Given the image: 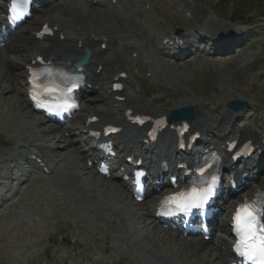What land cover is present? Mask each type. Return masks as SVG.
<instances>
[{
    "label": "bare ground",
    "instance_id": "1",
    "mask_svg": "<svg viewBox=\"0 0 264 264\" xmlns=\"http://www.w3.org/2000/svg\"><path fill=\"white\" fill-rule=\"evenodd\" d=\"M121 0H117V3L119 4ZM134 0H126V5L119 4L117 7L114 5H111L108 1L104 2L105 5H107V10L110 9L112 15L116 16L119 21H122L123 19H127L130 16L134 15L137 11L136 8L128 7V4L132 6V3ZM142 3H146L145 0H142ZM68 9H57L58 14L52 15V23L58 24V29L55 32V36L46 42H36L34 41L33 37L26 31L23 32L22 35H18L17 39L15 40V44H10L6 46V56L3 58H0V63L3 65H0V122L2 126H6L5 130L10 135H15L16 129L11 127L10 125L6 124V121L8 122L10 119V114H13L16 119V125L18 126V130L22 133V135H15V137L19 138L17 143L19 144V147H24L28 149V146H32L34 143L35 138L44 140V143L41 145H38V155H40L43 159L47 160L49 162V166H52L53 170L52 172L58 171L59 176L62 175L64 178V181L66 182V185L57 184V182L53 183L51 185L52 191L57 194V196L62 200L63 204L66 207H70L73 205H76V199L81 197V199L85 202L87 206L92 208L94 212H92L91 215H94L96 213L99 214L98 218H93L91 221V227H92V237L94 239V242H98L99 238H102V240L107 238V228H103L102 226L106 222V217L101 212H97V208L99 207L98 203H93L90 201V198L97 197L96 190H99L104 194V192L107 194V197L116 198V187L114 185H110L109 187L103 188L100 181L94 180V177H92L88 170H86L88 167L84 163H81L83 160V153L79 150V142L73 141L71 139H67L64 135H58V130L56 127L50 126L48 129H46L41 134L36 133V131L33 129L35 127H38V124L32 123V121H29L27 119V114L24 112L19 111L21 105H24V107H27V103L25 101V98L22 95V85H21V76H18L17 79H13L12 75L16 74L17 70L19 68H24V65H22V62L25 60L31 59L32 52L44 54L46 55V59L49 58L50 55L54 56L56 60H62L64 59L65 62L70 61L73 59L72 57H79L81 55V51L88 47L92 51L91 58L89 62L86 64V73L88 74L89 81L91 82V93L94 94L97 92L94 88L98 84L99 90L102 89L107 92V90L110 89L111 81L107 82L106 80L109 78H112L116 76L119 72H127L130 74L127 67V50L123 52L124 60L121 63H113V67H111L112 62L107 60L104 57V54L106 53V50H101V44L106 43L107 46L111 45L114 41V38L111 36L114 34L120 33V29L110 20V18H106L100 15H97L89 10V8L86 6L84 7L82 4H77L74 10H69L70 4L66 5ZM128 7V8H127ZM143 10V9H142ZM145 12H148L147 10H143ZM128 12L130 14H128ZM63 17L65 19H63ZM70 18V20H66V18ZM44 18V17H43ZM42 18V19H43ZM49 18H46L43 22L48 21ZM211 21H208V27L202 26L197 29L199 34H204L205 30L207 28H210L212 31L217 32L219 34L225 35H231V36H239L242 33V29H235L231 26L227 25H221L218 26V22L213 23ZM155 25V26H154ZM78 26L80 29H77ZM147 30L155 31L159 34H163L162 36L166 37L169 36L172 32H167L164 28L159 27L158 23L155 22L154 24L149 25L146 27ZM124 30V29H121ZM109 31L110 33H107ZM64 35V39L61 40L60 33ZM128 37H133L135 35H138L140 37L144 36L145 31L140 30L138 25L133 24L132 27L127 28L126 31ZM165 34V35H164ZM95 37H97V40H95ZM122 38H124L122 36ZM244 38L245 40H243ZM242 38H239L241 41H246L247 37L244 36ZM239 40V41H240ZM81 41L82 48H79L77 46V43ZM142 43V42H141ZM242 43V42H239ZM237 43H233L234 46H236ZM135 48L133 51H139L144 50L143 47L144 44H140L139 42H135L134 44ZM239 45V44H238ZM98 47V50L95 51L94 48ZM127 49H130L132 47L126 46ZM146 48V47H144ZM162 50L161 48H159ZM232 49V47H225V50ZM15 52L14 54L18 55H10L9 53ZM141 52V51H140ZM145 52V51H144ZM165 53V52H164ZM142 54V53H141ZM148 54V53H147ZM167 55H170L169 53H165ZM143 55V54H142ZM172 59H167L175 63L176 68L180 71H187L185 67L187 65H193V64H201L205 66V64H209L211 61L203 58V57H194L191 59H188L184 65H179L177 62V57L179 55H170ZM250 58V55H247L242 59V62L245 64L248 63V60ZM228 64L232 63V56H229V59L227 61ZM5 65V66H4ZM102 66L103 70L100 73H97L98 66ZM150 70L151 71V77H156L158 74V70L156 67H153L152 63H150ZM169 66V65H168ZM116 69L114 74L110 76V72L112 70ZM171 78V77H170ZM106 85V87H105ZM173 85V84H172ZM99 92V91H98ZM226 94H229L228 92ZM114 96H125V100L120 102V106L115 105V101L111 99ZM106 100V106L101 107H94L92 108L91 115H98L100 117V121L97 125H104L107 123H124L125 120L122 117H118V113L122 110V108L125 109H132L134 111H147L152 113L153 115H163L166 114L167 111L162 109H147L144 105L140 104L141 107H143L142 110L137 107V98L133 94L127 91H122L120 93H114L110 92L109 95L103 97ZM230 99H233L229 95L227 97H221L214 98L212 102L214 104L219 103H227L230 101ZM92 101H95L93 99ZM203 99H200L199 97H188V98H182L178 103H175V108H184L186 106H196L201 104ZM218 103H215V102ZM2 103L7 104L9 106V112L4 111L5 105H2ZM109 104V105H108ZM255 111H257L256 108H254ZM21 112V116L19 115V112ZM216 113V112H215ZM89 115V113L87 114ZM249 120L255 121L254 115L250 114L248 116ZM225 119H218V127L221 125V123ZM262 121V119H261ZM119 125V123H117ZM16 130V131H15ZM77 130V129H76ZM125 140L117 142V148L124 150L126 147H129L131 138L128 137V131L125 133ZM84 140V139H83ZM64 142L61 144L60 142ZM47 143H51L52 145L49 146ZM49 154H55L56 160L52 161L48 159ZM82 154V155H81ZM85 158V157H84ZM9 159H12L11 155L9 156ZM66 170L69 172L67 173ZM81 174H84V176L81 177ZM50 180H56V177L51 175L49 178ZM30 181L29 186L33 187V179H28ZM2 182L0 181V184ZM63 184V183H62ZM93 186V187H92ZM80 188H82V192L80 191ZM123 189L124 193L128 195L127 190L122 187L118 186V189ZM104 189H106L104 191ZM30 191L33 194H36L37 191L35 188L30 189ZM90 197V198H89ZM106 197V198H107ZM108 200V199H106ZM109 205H107V209L111 211L110 213H106V216L110 218L112 222L115 218H119L120 224H113L114 226H118V228H126L127 226L124 224L127 220V215L116 206V204L113 203L112 199H109ZM4 211V208L0 209V214ZM112 213L116 214L114 217L111 215ZM148 213V212H147ZM53 213L49 212V216H51ZM80 215H83L80 213ZM29 213L24 209L21 211V213L18 214V218L22 219L24 222L29 218ZM151 215L148 214V217ZM106 218V219H105ZM130 217H128L129 219ZM99 221L103 223V225H98ZM139 221V220H138ZM152 221V220H151ZM153 222V221H152ZM140 227H137L139 230L145 229L146 225H142L141 222L138 223ZM150 224V222H149ZM144 231H150L152 232V240L148 241L147 238L142 235L141 237L146 238L144 239L148 245H153L156 241H166L167 245L162 243L164 250H161L157 247L158 253L161 255V258L163 260L162 264H194L193 259L199 258L200 255H205L206 259L202 258V261L206 260L207 262H210V256L207 255V253L210 251V249L207 247V245L202 242L201 240H186L183 238L174 239L173 237H170V239L166 240L164 238H161L156 235L153 228L145 229ZM170 236V235H169ZM169 244V245H168ZM161 245V246H162ZM169 246H172V248H169ZM106 247L104 245L101 246V249H105ZM120 250V249H118ZM170 253H169V252ZM183 254L182 259H178V254ZM135 253H131V255H134ZM137 254V253H136ZM80 256V254H77ZM221 257L225 259L226 254L220 253ZM138 256V254H137ZM181 256V255H180ZM192 257V260L189 259ZM181 258V257H180ZM188 258V259H187ZM216 259V258H214ZM197 261V260H196ZM106 260L100 256L96 255L93 257L92 264L94 263H105ZM205 263V262H204ZM199 264V263H198ZM213 264V263H212Z\"/></svg>",
    "mask_w": 264,
    "mask_h": 264
},
{
    "label": "rangeland",
    "instance_id": "2",
    "mask_svg": "<svg viewBox=\"0 0 264 264\" xmlns=\"http://www.w3.org/2000/svg\"><path fill=\"white\" fill-rule=\"evenodd\" d=\"M189 4H191L193 8V15L195 21L198 23V21L203 20L204 22L210 19H219L216 15V8L220 6L221 0H185ZM239 2V0H236ZM264 0H261L262 4ZM182 11L180 12V18L184 16V10L187 8H182L181 4L178 3ZM160 5V3H159ZM94 12V11H93ZM52 13V12H48ZM44 16H46L44 14ZM104 16V15H102ZM250 16L256 17L257 14L250 11ZM178 18V23L183 24L181 19ZM63 19H65L63 17ZM69 18H66L68 20ZM184 19V17H183ZM176 20V21H177ZM260 26H264V18L261 19ZM186 22V21H185ZM169 24H167L168 27ZM124 27H120L121 29H126L130 27L128 24L122 25ZM120 29V30H121ZM141 40V37L136 36ZM145 41V40H143ZM140 44L145 45L146 53H148L150 60L152 61L153 65L157 69L160 70L159 77L155 78L154 81L147 82L142 77H138L137 81L140 84H144L145 88L148 90V92H159L160 96L163 98L162 104L159 105L165 106V108L174 107L175 103H178L182 98L184 97H190L194 95H199L203 99H205V102H209V100L214 98L221 97H233V99H237L240 101H246L248 103V111L253 112V108H256L257 111H255V133H263L264 128V53L258 54L256 58L249 63L246 67H241L237 64L235 65H229L224 66V64L215 63L214 66L206 71H196V70H189V71H180L178 68H176L175 63H173L170 60H167L166 57L155 51L152 50L149 45H146L145 42ZM258 51V50H257ZM264 51V50H263ZM222 57V56H220ZM149 59V58H147ZM169 65V66H168ZM145 69L141 71V75L144 76ZM137 71V70H134ZM164 76V78H163ZM166 78H169V81H171L170 85H166V81L164 80ZM171 77V78H170ZM262 77V78H261ZM133 82V81H131ZM252 82H256L254 85H252ZM173 84V85H172ZM229 94H226V93ZM181 98V99H180ZM206 98H208L206 100ZM204 104L201 107H197L199 111H203L205 107L210 106V109L212 107H215L213 104ZM215 103H218L217 101ZM222 104V103H221ZM1 105V104H0ZM7 106V104H6ZM225 105H221L223 108ZM5 107V106H4ZM4 111H10L9 106L7 108L3 109ZM21 112H24L29 116L28 109L25 108L23 105L20 106L18 109ZM18 111V112H19ZM21 112H19V115L21 116ZM23 115V114H22ZM34 118V117H33ZM262 119V121H261ZM16 117L13 114H10V122L12 124L11 127L16 129ZM30 120V119H29ZM39 120V119H38ZM10 122H7V125H10ZM39 121H36L38 123ZM40 128L38 127V132L41 134V129H44V124L39 123ZM6 127V126H5ZM37 130V129H35ZM15 136V135H12ZM0 138L3 140H10L12 139L8 133H6V130L3 126L0 125ZM92 172L91 170H88ZM84 176V174H82ZM92 177H95L97 179V176L95 174H91ZM106 183V182H105ZM103 184V183H101ZM108 184V183H106ZM105 188V187H104ZM106 189H104L105 191ZM101 195V200L105 199L107 197V194L104 192V194ZM109 197V196H108ZM47 196H42V206L39 208L33 207L31 208V213L34 218L33 224L28 225L25 228H16L11 229V222H10V215L3 216L2 220L0 221V264H92L93 255L94 252L97 250L95 249L92 244L89 237V234L86 232H83L84 226H80L76 223L71 210H66L61 208L58 204L55 205L52 202H48ZM114 202L117 201L116 205L123 208L121 203H125L127 201L131 204V201L129 198H125L123 200V196L121 193L118 192V195H116V198L110 197ZM51 210L53 212V216L49 217L47 219L43 212ZM138 212L139 209H138ZM143 212V210H142ZM56 216V217H55ZM55 217V218H53ZM68 222V224H67ZM10 223V225H9ZM62 229V233H56L54 235V239L56 244H53V246H46V238L45 236L48 235V233H52L55 230ZM62 234V236H61ZM151 233H147V237L151 239ZM64 235L67 236L69 243L63 242L62 238H64ZM45 240V241H44ZM148 240V238H147ZM73 241H76V243H82V247L84 249V252H82L83 258L81 256H77V253L71 252L73 249L72 243ZM139 243H142L137 239ZM150 241V240H148ZM167 245L166 241H156L155 247L160 248L161 250H164V247L162 243ZM97 245L100 244L96 243ZM162 245V246H161ZM169 245V244H168ZM48 247V248H46ZM155 247H150L151 249H155ZM169 248H172V246H169ZM49 251V256H51V259L44 258L42 255V251L46 250ZM169 252V251H168ZM170 253V252H169ZM42 257H41V255ZM57 254V255H55ZM180 254L178 259H182L184 256ZM181 255V256H180ZM181 257V258H180ZM203 259H206L205 255H200L199 258L196 260L190 257L194 264H219L217 262H213V259L210 257V262L206 263L205 261H202ZM118 258H114L115 262L111 264H152L148 261V258L145 257H139L136 259H130L129 257L122 256V259L120 258L117 262ZM188 259V258H187ZM205 262V263H204ZM96 264V263H94ZM99 264V263H97ZM157 264V263H155Z\"/></svg>",
    "mask_w": 264,
    "mask_h": 264
},
{
    "label": "snow or ice",
    "instance_id": "3",
    "mask_svg": "<svg viewBox=\"0 0 264 264\" xmlns=\"http://www.w3.org/2000/svg\"><path fill=\"white\" fill-rule=\"evenodd\" d=\"M10 11L13 13V19L21 16V13L17 11V0H12ZM210 191L211 189L208 192L194 193L192 199L202 204ZM169 200L177 203L181 210L192 206L191 202L183 203L177 201L175 197H170ZM236 219L238 221L236 231L243 240V243L236 247L238 255L249 264H264V224L259 223L257 213L247 204L237 212Z\"/></svg>",
    "mask_w": 264,
    "mask_h": 264
},
{
    "label": "water",
    "instance_id": "4",
    "mask_svg": "<svg viewBox=\"0 0 264 264\" xmlns=\"http://www.w3.org/2000/svg\"><path fill=\"white\" fill-rule=\"evenodd\" d=\"M231 106H233V105H231Z\"/></svg>",
    "mask_w": 264,
    "mask_h": 264
}]
</instances>
